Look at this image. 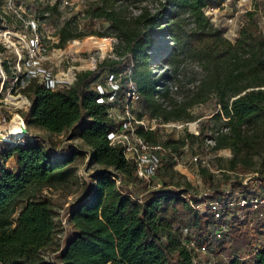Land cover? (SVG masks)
Masks as SVG:
<instances>
[{
  "label": "trees",
  "instance_id": "trees-1",
  "mask_svg": "<svg viewBox=\"0 0 264 264\" xmlns=\"http://www.w3.org/2000/svg\"><path fill=\"white\" fill-rule=\"evenodd\" d=\"M223 1L165 0L162 9L155 13L143 11L132 23L108 6V0L86 10L87 16L103 18L116 29V35L124 42V55L100 61L97 68L86 70L69 86L52 89L39 78H32L23 88L31 101L24 116L28 126L80 138L88 147V163L100 168L92 175L91 189L70 209L68 220L73 234L60 250L59 260L52 261L44 250L53 244L57 231L53 196L41 194L22 199L18 194L33 181L65 172L76 154H53L48 149L49 140H27L4 152L0 149V158L13 157L16 163L15 171L0 165V264H197L181 237L184 229H192L200 239L213 233L215 223L204 218L197 207L202 198L194 196L188 181L177 190L156 189L140 194L128 189L127 184L145 187L147 181L137 175L136 165L126 158L123 147L111 144L109 139L110 131L119 124L109 110L124 108L126 88L120 84L106 94L114 93L113 101H99L101 93L96 84L102 83L100 77L105 71L118 75L130 67L131 73L123 81L134 83L154 114L164 113L162 99L169 95L166 81L171 75L168 70L155 74L154 69L163 60L175 61V68L184 59L197 62L203 75L192 103L214 98L218 116L226 118L213 147L229 148L232 169H243L252 173L250 179L261 180L264 30L256 10H249L235 40L228 38L225 26L214 24L204 12L205 7L220 6ZM47 9L55 10L56 6ZM180 10L193 18L191 28L176 18ZM74 26L73 20H66L58 45L78 36L73 32ZM82 69L74 75L82 73ZM136 132L150 143L161 144L165 152L184 144V139L161 140L157 130L146 129L142 124ZM258 159L262 163L258 164ZM250 186L251 182L233 180L229 188L246 191ZM188 192L191 201L185 196ZM224 193L216 190L215 196ZM230 225L228 240L224 237L218 248L228 255L251 254L257 244L254 232L264 237V215L257 210L242 219L234 213ZM229 264H264V245L251 259L233 258Z\"/></svg>",
  "mask_w": 264,
  "mask_h": 264
},
{
  "label": "rangeland",
  "instance_id": "rangeland-1",
  "mask_svg": "<svg viewBox=\"0 0 264 264\" xmlns=\"http://www.w3.org/2000/svg\"><path fill=\"white\" fill-rule=\"evenodd\" d=\"M28 1L37 10L48 3L47 0ZM52 2L53 0L49 4H54ZM102 2L103 0H88L82 7L83 15L74 9L68 10L67 8L57 7L55 10L48 9L50 16L45 24V35L49 34L50 37L45 36L43 38L47 50L39 55L38 60L30 61V69L38 66L46 68L51 72L53 78L57 79L63 77L64 73L72 66L74 67L69 71V76H73L76 70H80L87 65H93L82 69L81 76L83 77L86 70L97 68L100 61L118 59L124 55V42L116 35V29L103 18H91L86 14V10L90 6L102 4ZM164 2L165 0H108V6L118 10L121 16L126 17L132 23L135 17L143 11L155 13L158 9H162ZM249 10H256V15L264 30V0H227L216 13L209 12L207 14L214 24L225 26V35L235 40L241 25L247 19V11ZM75 15L79 17L76 18ZM175 16L182 19L186 28L193 26V18L188 12L180 10L177 11ZM72 17H75L76 20L73 32L78 36L69 39L63 45H58L59 38L53 37L54 28L59 30L66 20ZM0 57H2V61L6 60V57L14 58L8 51ZM174 63L175 61L172 60H163L154 69L155 74L168 70L171 75L166 81L169 95L162 99L166 108L164 113L154 114L141 96L132 101L128 108L125 107L124 109L122 106L115 108L114 117L119 123L125 120V114L128 111L135 119L143 122L144 128L157 130L162 138L161 140L181 141L184 139V144L179 149L163 152V161L159 168L160 175L154 176L151 179V184H147L145 187L127 184L128 189L140 194L156 189L177 190V187L185 186V182L188 181L192 185L191 190L195 196H205L208 193L211 197H214L216 190L225 191L229 188L231 181L242 180V182H251L252 186H256L258 192H262L264 190V174L261 180L250 179L252 173L245 172L243 169H232L229 163L232 152L229 148L215 149L213 147L217 131L224 127L226 118L218 116L219 107L216 105L214 98L200 103H192L196 85L203 75L198 63L184 59L178 68L174 67ZM20 65L22 66L23 63L21 62ZM78 72L80 73V71ZM130 73V67H126L122 69L119 76V84L126 88V97L128 88L132 86L133 82L131 80L125 82L123 78ZM109 74L105 71L100 80L110 84ZM6 75L8 76L7 85L2 92L3 97L11 100L12 95H17L20 92L27 99V94L23 91L24 87L10 89L14 81V75L12 73H6ZM76 77L78 79L80 75ZM59 85L64 84H57V86ZM28 109L26 107L21 109L23 110L21 116L28 131L27 135H32L42 142L50 141L48 149L53 154H65L66 156H69L72 152L76 154L75 161L65 172L54 173L46 179L33 181L18 194L22 199L41 194L53 196L57 231L53 244L44 250V254L52 261L53 259L58 261L60 250L65 246L74 230L68 220L69 211L91 189L93 185L92 175L100 167L88 163L86 147L77 137L68 138L64 134H50L45 130L28 126L24 116ZM14 113H16L14 106L10 104L5 106L0 114V134L9 135L10 124L15 117ZM3 115L6 116L7 120L2 119ZM138 125L139 123H136V126ZM11 146L13 145L3 140V137L0 138V149L3 152ZM195 156H197V159H195ZM257 163H262V160L258 159ZM0 165L11 171L14 167L12 160H5L2 156ZM211 188L215 191L211 192ZM186 196L188 197V195ZM20 206L21 204H19ZM201 208L202 215L207 218L208 211H205V206H201ZM254 236H256L257 242L263 238L260 232L257 231L254 232ZM226 245L229 244L226 243ZM226 254V252L221 255L217 253L215 255L197 253L196 257L201 264H225L222 256Z\"/></svg>",
  "mask_w": 264,
  "mask_h": 264
},
{
  "label": "built area",
  "instance_id": "built-area-1",
  "mask_svg": "<svg viewBox=\"0 0 264 264\" xmlns=\"http://www.w3.org/2000/svg\"><path fill=\"white\" fill-rule=\"evenodd\" d=\"M34 1V0H33ZM39 1V0H38ZM51 0H47V5L41 6L39 10L32 7V4L27 0H0V55L4 52H10L14 58L6 57V60L2 61L0 57V114L6 105L10 104L15 107L17 116L24 124V132L21 134L24 144L27 140H37L32 135H27V129L25 122L21 114L23 108L30 107L31 101L27 96L25 99L20 92L17 95H12L11 100H7L3 97V90L7 85L6 73H12L14 75V81L11 84L10 89H18L25 87L32 78H39L40 81L45 83L47 87L56 89L59 88L57 84L71 85L77 80V75L82 73L76 72L75 75L69 76V71L72 67L64 73L61 78H53L51 72L43 67H35L30 69V61L38 60L39 55L44 53L47 48L43 43L45 36L50 37L49 34L45 35V24L49 19L50 11L47 7ZM88 0H53L49 6L55 5L57 8H67L68 10L74 9L78 13H83L82 7ZM224 0L220 6H207L204 8V12L216 13L217 10L224 5ZM76 18L79 17L75 15ZM70 19V18H69ZM70 20L76 24L75 17ZM62 28V27H61ZM61 28L57 30L54 28L53 37L60 39ZM76 41V39H74ZM31 58V60H30ZM21 62L23 65L21 66ZM6 71V73H5ZM120 74H109V83L98 82L96 84L97 89L101 93L99 101L109 99L113 101L115 99L114 93L106 96L110 91H114L119 88ZM62 86V85H61ZM140 96L134 83L128 88L127 97L125 98V107H129L131 102ZM27 103V105H26ZM25 105V106H24ZM116 107H111L109 112L114 116ZM1 117V116H0ZM115 118V117H114ZM3 120H7L6 116H2ZM136 123L143 122L134 118L128 111L125 114V120L120 122L113 130L109 133V139L111 144H120L123 147L125 156L128 160H132L136 165L137 175L147 181V184H151V179L156 176V173L161 164V156L165 152V148L161 144L150 143L145 140L136 132ZM144 126V125H143ZM27 135V136H26ZM26 136V138H25ZM197 159V156H195ZM247 184V181H243ZM188 195V197L186 196ZM185 196L191 201L192 196L188 192ZM195 196V195H194ZM198 199L202 198V202L197 205L202 213L201 206H205V211H208L207 218H211L215 223L213 233L203 239L197 238L193 234L192 229H184L182 231V242L186 248L193 253L194 263L201 264L197 259L196 254L210 253L212 255L223 254L219 251V243L224 237L229 236L230 224L233 220L234 213H237L240 218L251 214L253 211H259L260 214L264 215L262 208L264 207V190L258 192L256 186H250L246 191L241 190H230L225 189V193L222 196L211 197L210 194L206 193L205 196H195ZM264 245V237L257 242L254 250L251 254H234V255H223L222 258L225 264H229L233 258L241 261H246L256 255L259 248ZM217 251V252H216Z\"/></svg>",
  "mask_w": 264,
  "mask_h": 264
},
{
  "label": "bare ground",
  "instance_id": "bare-ground-1",
  "mask_svg": "<svg viewBox=\"0 0 264 264\" xmlns=\"http://www.w3.org/2000/svg\"><path fill=\"white\" fill-rule=\"evenodd\" d=\"M24 123L17 117L15 116L10 124V133L4 134L3 135V140L8 141L12 145L19 144L23 141L21 138V134L24 132ZM9 131V130H8Z\"/></svg>",
  "mask_w": 264,
  "mask_h": 264
},
{
  "label": "crops",
  "instance_id": "crops-1",
  "mask_svg": "<svg viewBox=\"0 0 264 264\" xmlns=\"http://www.w3.org/2000/svg\"><path fill=\"white\" fill-rule=\"evenodd\" d=\"M77 139L84 145V147H86V149H88L87 145L80 138H77ZM87 156H88V154H87ZM8 160H12V162L14 163V167L12 168V171H15L16 170V163L14 161V158L13 157H10Z\"/></svg>",
  "mask_w": 264,
  "mask_h": 264
},
{
  "label": "water",
  "instance_id": "water-1",
  "mask_svg": "<svg viewBox=\"0 0 264 264\" xmlns=\"http://www.w3.org/2000/svg\"><path fill=\"white\" fill-rule=\"evenodd\" d=\"M1 137H3V135H2V134H0V138H1Z\"/></svg>",
  "mask_w": 264,
  "mask_h": 264
}]
</instances>
